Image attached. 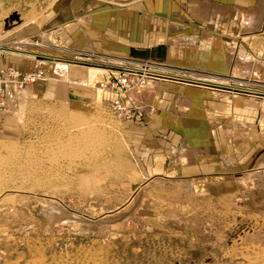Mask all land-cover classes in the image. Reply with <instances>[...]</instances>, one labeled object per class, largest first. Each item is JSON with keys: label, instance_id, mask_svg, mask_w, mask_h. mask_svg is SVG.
<instances>
[{"label": "rangeland", "instance_id": "rangeland-1", "mask_svg": "<svg viewBox=\"0 0 264 264\" xmlns=\"http://www.w3.org/2000/svg\"><path fill=\"white\" fill-rule=\"evenodd\" d=\"M114 1L125 5L131 0ZM192 1L144 2L150 10L143 14L153 18L155 30H143L136 47L164 46L165 61L156 53L149 60L134 58L127 44L69 43L68 29L48 33L33 46H15L38 49L40 67L30 71L29 63L13 58L0 70L41 72L43 77L17 95L0 124V155L11 158L10 164H1L2 182L10 189L0 193V264H264V88L256 87H264V0L256 2L252 15L257 27L243 22L245 36L239 34V14L226 23L219 22L221 16L213 18L215 27V22L203 23L215 14L211 11L205 12L207 19L206 14L186 15L185 8L204 5ZM52 3L0 0V44L23 24L47 19ZM170 25L181 32L168 38L164 32ZM45 50L49 54H41ZM51 58L52 64L45 60ZM248 62L254 64L253 73ZM127 74L147 79L146 86L136 84L126 96L114 86ZM192 75L200 79L194 78L195 84L219 80L208 89L217 95L232 92L251 105L237 116L249 123L250 132L235 154L220 130L204 136L206 114L199 109L202 116L197 115L195 102L190 117L181 116L188 131L178 132L176 142L190 149L188 141H181L187 137L195 140L197 154L201 146L203 153H218L219 175L210 166L203 176L181 171L203 158L185 154L190 150L171 151L165 147L168 138L148 129L153 117L163 114L150 108L148 91L164 84L163 91L184 92L195 86ZM118 99L128 116L113 112L111 103ZM93 124L106 127L101 155L73 162L59 157V152H66L62 157L77 153L69 149L75 126Z\"/></svg>", "mask_w": 264, "mask_h": 264}, {"label": "crops", "instance_id": "crops-1", "mask_svg": "<svg viewBox=\"0 0 264 264\" xmlns=\"http://www.w3.org/2000/svg\"><path fill=\"white\" fill-rule=\"evenodd\" d=\"M257 1L258 0H193L192 2H201V4L204 5L197 7L195 10H189L188 8H185V13L188 16H195V18L199 17L200 14H206L205 17H207H204V19H207L209 14L205 12L211 11L215 14H211L207 20H203V23L206 22V24L209 25L215 22V27H217L218 23L214 21L213 18L221 16L219 22L224 23L225 21L226 23L230 20V16H232L234 19L235 14L237 13L241 19V29L239 34L243 35L241 33L243 22L249 23V28L251 26L253 28L257 27V19H252L253 13L256 12L254 8L257 5ZM144 2L145 0H138L137 2H135V0H131L130 2L126 3L125 6L121 5L119 1L113 2V0H53L47 19L41 18L36 22V24L33 22H30L29 24H23L21 27L11 31L8 33V35L3 37L5 41H7L9 38L10 40L4 42V44H0V67L12 63L11 60L15 58L16 60H22L26 63H29L26 69L29 70L30 68V71L32 69H38L40 67L39 64L41 63L39 59H37L38 56L36 54H34L36 55L34 56L33 54H25L22 52L20 53L19 57H15V55H18L19 53L13 54V52L8 49L17 45L33 46L41 36L43 38L44 35L51 32L53 35H58L60 30L65 31L66 29H68L66 31L69 32V43L88 45L92 42V44L101 43L107 45V42L110 41L113 42L112 44H127L130 46V51H133L132 54L134 58L149 60L152 58L153 54L156 53L159 59H164L165 61L167 50L164 46L159 45L158 47L155 46L147 50H142L141 48L136 47L139 46L138 44H140V40L138 38H141L143 30L148 29L149 34L153 33L152 31L155 30L154 24L152 23V21H154L153 18L149 15L145 16V14H143L144 12H147L148 14V11L150 10V5H148L149 3H147V6H145V10L144 5H146V3ZM140 5L144 9L143 12L140 11ZM140 12L142 14H140ZM81 13H83V15ZM260 21H262V18ZM169 27V32H164V34L169 35L168 38L177 36L181 32L180 30L177 31L179 29L177 27H172V25ZM156 30L159 31V28ZM71 31L73 32L71 33ZM185 31L186 29H183L182 34ZM248 34H244L243 36ZM150 36L151 38H148V44L153 42V39L155 38L153 34ZM179 38H186L188 41V37ZM11 39H15V41H11ZM168 43L169 42L166 44ZM231 45L235 44L231 43ZM9 54L14 55V57L6 56ZM143 56H147V59H144ZM163 85L164 84L157 86L153 92L148 91L150 95L147 96L150 98L151 107H147L157 109L158 112L163 113L161 116L156 117V115L153 117V120H151L148 126L149 132L152 135L163 136L164 140H167L168 138L169 144L166 143L165 147L168 146L173 152L176 150H190V153H184L188 155L190 154V156L191 154H194L196 157L203 158L201 159L200 163L196 164L195 166L191 164L189 167H186L188 164L185 165V167L181 168V171L186 169L187 172H209L208 168L210 166V171L213 174L216 172L217 174L215 175H219V170L222 165L220 166V162H218V153H203L204 147L201 146V151L199 154H197L194 150V144L192 141L190 142L187 137H184V139L181 141L184 140V143L188 141V146L190 149H181L182 145H178L176 142L180 138L178 136V132L183 130L184 132L188 131V128H186V126L184 127L183 123L181 122V116L185 118L190 117L189 114L191 111L189 108L190 105L195 102V105L199 107L196 108L197 115L200 114L199 117L202 116V112H200L201 110H203V112L206 114V116H204L206 118V122L201 127L204 136L207 134L210 135L211 130L213 133L219 132L220 130L224 142H232L231 148L235 154L237 150L243 149V147L247 144L250 125L245 121L239 120L237 116L240 113L247 112L251 108V105L248 103L249 101H246L242 97L236 98L231 96L233 93L228 91L223 95L220 94L216 95L215 97L214 94L205 92L207 94L210 93L209 96L205 94L203 98L188 100L185 97L186 92H180V90L176 92L170 90L163 91L165 89L163 88ZM186 102H188V104ZM205 105H207V107ZM199 109L201 110L198 111ZM255 151H257L256 148L252 150V153ZM220 159L223 162H229L227 155H222ZM225 168H230V165H226ZM175 170H179V168ZM201 176H203V173H201Z\"/></svg>", "mask_w": 264, "mask_h": 264}, {"label": "bare ground", "instance_id": "bare-ground-1", "mask_svg": "<svg viewBox=\"0 0 264 264\" xmlns=\"http://www.w3.org/2000/svg\"><path fill=\"white\" fill-rule=\"evenodd\" d=\"M263 1V0H262ZM264 5V4H263ZM245 24V23H244ZM244 27H246V25L244 26ZM245 30V29H244ZM244 30H242V31H244ZM255 32V31H254ZM247 34V33H246ZM42 37V36H41ZM44 38H45V36H44ZM47 38V37H46ZM37 41H42V39H38ZM46 41V40H45ZM213 42V41H212ZM219 42V41H218ZM49 43V42H48ZM217 45H219V44H217ZM40 46V45H39ZM42 46V45H41ZM23 48V47H22ZM21 47L20 48H17V47H10L8 50H10V51H12V52H15V53H29V54H37V53H39L37 50H35L34 48L33 49H29V47H28V49L26 48L25 50L24 49H22ZM46 51V50H45ZM63 53V52H62ZM65 53V52H64ZM41 54H49L47 51H46V53H41ZM54 55V54H53ZM34 56H36V55H34ZM60 56V55H59ZM191 57H192V55H191ZM198 57V56H197ZM38 58V57H37ZM248 58V57H247ZM59 59V58H58ZM51 60H53V58H51ZM51 60L50 61H48V62H50V64H52V62H51ZM65 60V59H64ZM54 61V60H53ZM57 61V60H56ZM55 61V62H56ZM206 63V62H205ZM48 64V63H47ZM117 64H119V63H117ZM247 64V66L250 68V72L251 73H253L252 72V69L254 68V64L253 63H250V62H248V63H246ZM119 66V65H118ZM226 68H227V71H230V69H231V67H230V65H228V67L227 66H225ZM247 68V67H246ZM165 72V71H164ZM166 73H163L162 72V75H165ZM192 77V81L191 82H195L196 81V79L197 80H200L198 77H196L195 75H192L191 76ZM184 79H190V77H183ZM194 78H196V79H194ZM193 82V83H194ZM204 83H207V84H205V85H202V84H199V83H194L195 84V86H189V87H186L185 88V91L184 92H186V98L189 100V99H193V98H198L199 96H201V98H203L204 96H205V92H207V91H211L214 95H217V92H215L214 90H212V89H208V86H209V84H212V85H214V84H216V83H220L219 82V80H217V79H215V78H209V80L208 81H205ZM187 86V85H186ZM211 86V85H210ZM256 87H257V89H262V88H264L263 86H260V85H256ZM210 88V87H209ZM256 89V88H255ZM256 89V90H257ZM139 91V90H138ZM262 91H264V90H262ZM196 92H198V93H196ZM196 93V94H195ZM134 94V93H133ZM138 95V94H137ZM209 96V95H208ZM199 99V98H198ZM187 103V102H186ZM263 103V102H262ZM101 123V122H100ZM99 123V124H100ZM102 124V123H101ZM85 125V124H84ZM84 125H82V126H79V127H81V128H77L76 126L74 127V129L76 130L75 132H76V135H74L73 137H72V134L70 135L69 134V136H70V139H69V149H70V151L72 150L73 152L74 151H77V153L75 152V154H73V153H68L67 154V156L66 157H62V155L63 154H65V153H63V154H61L60 152L58 153L59 154V157H61V158H63V160H65L66 162H73V161H75L76 159H78V160H80V161H83V160H87V161H89V160H93V159H95V158H97L98 157V155H101L102 154V149H103V146H104V137H105V135H104V131L103 130H105V125H98V126H94L95 124H93V125H89V126H84ZM105 127V128H104ZM194 133V131H190V133H188V135L189 134H191L192 135V133ZM198 134V133H197ZM200 135H201V133H200ZM192 136H197L196 134L195 135H192ZM191 137V136H190ZM189 137V138H190ZM204 137V136H203ZM197 138V137H196ZM188 139V138H187ZM190 141H191V139H190ZM193 142V141H192ZM194 142H195V140H194ZM67 145V144H66ZM200 145V144H199ZM197 146V145H196ZM194 148H196V147H194ZM199 148V147H198ZM198 148H197V150H198ZM199 151V150H198ZM57 154V155H58ZM4 156H6V155H4ZM12 156V155H11ZM54 158V157H53ZM52 158V159H53ZM58 158V157H57ZM14 160V159H13ZM53 160H55V159H53ZM52 160V161H53ZM10 161H11V158L9 157L8 158V160L7 161H5L4 160V158H3V156H1L0 155V193H2V192H8V191H6V190H9L10 189V187H8L7 186V182L5 181V183H3L2 182V172H1V170L3 169L2 168V166H1V164H4V162L7 164L8 162H9V164H10Z\"/></svg>", "mask_w": 264, "mask_h": 264}, {"label": "built area", "instance_id": "built-area-1", "mask_svg": "<svg viewBox=\"0 0 264 264\" xmlns=\"http://www.w3.org/2000/svg\"><path fill=\"white\" fill-rule=\"evenodd\" d=\"M42 77L43 74L41 72L20 73L13 69L0 70V124L4 122V115L14 103L17 95L23 89L36 84ZM129 77L130 74L120 76L116 81L117 84L114 86L115 88L120 86L126 96H128L132 88L136 87V84L141 86H146L147 84V79L140 78L139 74L136 76L137 78ZM106 88L105 85L101 86V89ZM111 108L119 117L129 115V109L126 108L120 99L111 103Z\"/></svg>", "mask_w": 264, "mask_h": 264}, {"label": "water", "instance_id": "water-1", "mask_svg": "<svg viewBox=\"0 0 264 264\" xmlns=\"http://www.w3.org/2000/svg\"><path fill=\"white\" fill-rule=\"evenodd\" d=\"M144 59H147V56H143ZM46 61H50L51 59H45Z\"/></svg>", "mask_w": 264, "mask_h": 264}]
</instances>
